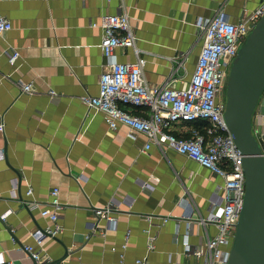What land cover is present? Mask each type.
Returning a JSON list of instances; mask_svg holds the SVG:
<instances>
[{
  "label": "crops",
  "instance_id": "crops-1",
  "mask_svg": "<svg viewBox=\"0 0 264 264\" xmlns=\"http://www.w3.org/2000/svg\"><path fill=\"white\" fill-rule=\"evenodd\" d=\"M261 2L0 0V16L14 24L0 33V122L5 124L0 133V149L5 152L0 159V252L34 243L32 232L54 226L22 199L31 185L34 198L48 202L52 188L58 186L61 229L45 241L46 263L63 258L57 264H138V258L148 255L147 264H189L192 257L177 241V233L182 237L189 230L185 218L189 205L208 216L224 178L171 148L164 152L152 145L144 150L145 134L132 139L129 126L112 129L103 112L89 110L83 96L98 94L100 75L109 68L100 46L103 30L92 24L104 14L127 12L138 46L148 58L149 84L182 88L201 49L198 18L223 10L231 21L239 22ZM14 49L21 55L12 63ZM134 58L132 49L115 54L117 61ZM183 58L187 71L181 69L171 78ZM24 82L33 84V93L23 91ZM175 129L181 134L185 126ZM145 181L153 184L152 191L142 187ZM15 184L19 198L12 196ZM114 194L123 209L117 227L87 238L94 208L104 206ZM165 216L170 220L163 224ZM107 224L100 223L103 228ZM148 228L157 235L149 253ZM217 232L213 223L194 222L192 248L204 249L206 235ZM19 264L35 261L27 258Z\"/></svg>",
  "mask_w": 264,
  "mask_h": 264
},
{
  "label": "built area",
  "instance_id": "built-area-1",
  "mask_svg": "<svg viewBox=\"0 0 264 264\" xmlns=\"http://www.w3.org/2000/svg\"><path fill=\"white\" fill-rule=\"evenodd\" d=\"M263 15L264 0L252 12H245L239 22L231 21L223 10L212 17L198 18L196 26L202 41L201 49L191 78L182 88H174L167 83L157 86L149 84L146 78L148 58L138 46L137 35L127 12L104 14L92 24L103 30L100 46L109 60V68L100 75L98 94L87 93L83 96L89 110L103 112L112 129L119 124L129 126L132 131L128 135L132 139L140 133L145 134L148 141L144 150H149L152 145L164 152L171 148L224 178V182L218 186V199L211 201L208 216H203L195 206L189 205L185 214V218L189 219V230L182 237L177 233V241L183 244L184 252L192 257L189 264H229L230 261L232 243L245 203L246 173L244 155L225 118L226 86L241 45ZM13 27L11 19L0 16V33L8 32ZM119 49H132L135 58L130 61L115 60ZM20 55L18 49L10 51L11 62H16ZM186 58L178 61L171 78L181 69L187 71ZM23 91L33 93V84L24 82ZM198 121L207 124L202 129L196 125ZM180 125H184L185 129L178 134L175 128ZM4 131L5 124L0 122V133ZM253 133L262 146L264 156V90L253 115ZM4 154V150L0 149V159ZM142 187L148 191L154 189L149 181L143 182ZM25 195L23 204L31 210H40L43 217L54 222V226L32 232L34 243H24L0 252V264H19L27 258L38 264L44 263L45 241L60 232L58 221L63 208L60 188H52L48 202L34 198L31 185ZM12 196L20 197L18 184L13 186ZM122 210V202L116 194L104 206L95 207L86 237L91 238L98 232L106 235L109 229L117 227ZM3 217L6 218L7 214ZM152 217L148 216L150 223ZM162 219L164 224L170 217ZM102 220L108 223L105 228L100 225ZM194 222L203 226L213 223L218 229L216 235H206L204 249L192 248L190 231ZM147 232L149 253L156 247L157 235L151 232V228ZM123 247H127V242ZM147 260L148 255L138 258L136 262L147 264Z\"/></svg>",
  "mask_w": 264,
  "mask_h": 264
},
{
  "label": "water",
  "instance_id": "water-1",
  "mask_svg": "<svg viewBox=\"0 0 264 264\" xmlns=\"http://www.w3.org/2000/svg\"><path fill=\"white\" fill-rule=\"evenodd\" d=\"M263 90L264 15L241 45L226 86L225 118L244 155L246 173L245 203L229 264H264V156L253 133V115ZM62 259L42 264H57Z\"/></svg>",
  "mask_w": 264,
  "mask_h": 264
},
{
  "label": "trees",
  "instance_id": "trees-1",
  "mask_svg": "<svg viewBox=\"0 0 264 264\" xmlns=\"http://www.w3.org/2000/svg\"><path fill=\"white\" fill-rule=\"evenodd\" d=\"M206 124H207V122H205V121H198V122L196 123V125H197L198 127L202 128V129L206 126Z\"/></svg>",
  "mask_w": 264,
  "mask_h": 264
}]
</instances>
